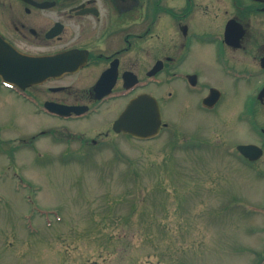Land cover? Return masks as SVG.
<instances>
[{
    "label": "rangeland",
    "instance_id": "374dc122",
    "mask_svg": "<svg viewBox=\"0 0 264 264\" xmlns=\"http://www.w3.org/2000/svg\"><path fill=\"white\" fill-rule=\"evenodd\" d=\"M248 94H223L212 113L177 90L160 101L172 126L139 141L99 134L114 102L32 126V112L0 90V264H264V154L249 164L233 153L238 143L261 144L230 113ZM38 128L46 134L5 155ZM90 137L99 143H82ZM189 138L209 145L188 149Z\"/></svg>",
    "mask_w": 264,
    "mask_h": 264
},
{
    "label": "flooded vegetation",
    "instance_id": "af4514ba",
    "mask_svg": "<svg viewBox=\"0 0 264 264\" xmlns=\"http://www.w3.org/2000/svg\"><path fill=\"white\" fill-rule=\"evenodd\" d=\"M10 49L24 57L35 79L19 87L0 77V90L32 112V126L44 116L61 123L48 108L95 113L114 102L109 128L99 132L110 138L126 134L114 132L112 124L131 99L149 94L160 105L177 90L187 106L204 111L209 91H222L206 61L221 77L229 76L225 90L231 97L233 90H254L242 113L264 121V92L258 98L264 90V0H0V60L13 57ZM227 69L233 77L225 75ZM222 97L223 91L216 105ZM45 133L38 128L19 141L33 145Z\"/></svg>",
    "mask_w": 264,
    "mask_h": 264
},
{
    "label": "water",
    "instance_id": "95a60500",
    "mask_svg": "<svg viewBox=\"0 0 264 264\" xmlns=\"http://www.w3.org/2000/svg\"><path fill=\"white\" fill-rule=\"evenodd\" d=\"M7 54L13 55V57L7 62L0 60V75L21 85L25 80L31 78V74L25 68L24 58L11 49ZM32 79L35 78L30 80ZM69 110L70 108H62L61 111H58L66 113ZM160 122L161 114L157 102L148 95H142L133 101L131 100L128 107L114 121L113 129L115 131H128L144 138L156 133ZM237 148L243 155L252 160L257 159L262 154L261 148L254 144L238 145Z\"/></svg>",
    "mask_w": 264,
    "mask_h": 264
}]
</instances>
